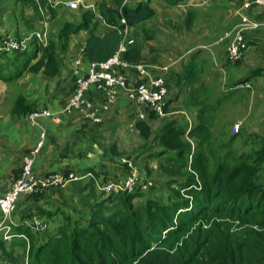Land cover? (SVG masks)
<instances>
[{
    "label": "trees",
    "instance_id": "1",
    "mask_svg": "<svg viewBox=\"0 0 264 264\" xmlns=\"http://www.w3.org/2000/svg\"><path fill=\"white\" fill-rule=\"evenodd\" d=\"M161 1L173 7L188 0ZM16 2L21 5L19 22H28L25 12L28 7L38 21L48 15L51 19L58 16L49 0ZM96 6V11H82L78 22L66 20L59 29L57 40L50 36L49 44L45 45L35 38L33 46L23 52L0 54V80L10 82L25 74L57 77L62 68L57 51L66 52L72 37L82 32L89 34L84 48L86 60L89 63L105 62L117 53L126 28H138L156 14L152 0H97ZM196 19L194 12H188V32L194 28ZM101 20L107 26L106 31H101ZM151 31L145 30V33ZM225 52L229 62L227 47ZM201 53L197 52L185 66L187 82H195L202 76L205 60L201 59ZM122 59L134 64L142 62L141 48L136 41ZM261 72L262 69L254 70L232 88L237 90L238 85ZM166 85L169 88L167 81ZM74 90L73 83L71 94ZM205 91L196 87L191 89L189 98L194 105L191 113L196 125L189 131L176 122H169L152 137L153 130L148 122L141 121L136 125L144 141L148 143L154 138L155 146L149 150L159 148L149 152L148 158L163 159L159 167L168 176L164 182L168 189L166 196L159 199L148 196L147 192L155 187V183L151 182V186L143 189L142 186L150 181L142 180L141 176L133 192H101L100 187L109 180L123 181L131 174L129 164L123 160L113 175L99 172L104 177H98L97 171L90 169L84 173L92 172L99 179L95 177L87 185L88 214L66 218L56 232L47 230L40 236L26 222L42 218L45 212L25 214L20 226H12L14 237L11 241L5 240L0 233V264H264V121L240 124L236 134L231 129L223 150L217 149L214 145L216 137L220 133L225 135L226 127L234 129L237 124L234 125L236 120L228 116L221 118L224 119L222 122L217 120L224 115L218 111L222 102L203 103ZM26 101L20 97L16 102L19 114L30 116L42 110ZM155 118L156 115L150 114V120ZM216 121L222 123L221 130H213ZM255 123L261 124L262 132H247ZM191 140L197 141L196 146ZM252 140L255 146L250 151L236 152L237 141L246 147ZM45 142L46 137L43 146ZM23 169L24 162L16 172L15 180L23 174ZM53 173L58 172L45 175ZM58 189L62 188L29 196H44ZM55 215L49 212L43 221L52 220ZM20 234L26 235L24 240H17L16 236ZM25 246L29 250L25 263V252H22V263L17 249Z\"/></svg>",
    "mask_w": 264,
    "mask_h": 264
},
{
    "label": "crops",
    "instance_id": "2",
    "mask_svg": "<svg viewBox=\"0 0 264 264\" xmlns=\"http://www.w3.org/2000/svg\"><path fill=\"white\" fill-rule=\"evenodd\" d=\"M2 1L4 2L5 0H0V5ZM66 1L68 0H51L50 5L58 11V16L55 19H51L48 15L42 21H39L41 25H44L43 33L45 32L46 36H48L47 44H49L50 38L49 26L52 24L58 25L60 29L66 20L78 22L82 11H96L97 9V0H88V7L85 6L78 11L68 9L65 6ZM244 1L246 0H188L179 6L172 7L166 5L161 0H152V6L156 11L154 17L138 28L129 29L128 38L134 39L141 48V63L148 65L152 75L164 78L169 85L167 114L162 117L156 115L157 118L154 120H150L149 116L144 121L148 122L150 126L155 120L173 117L174 120L164 122V124L176 122L178 125L186 127L188 131L191 130L196 125V120L191 113L193 110L191 108L194 107L192 105L193 101L190 102L191 98H189L192 88L205 89L203 100L208 103L220 104V96L222 95L224 99L229 95L227 100H234L242 92L233 89L232 86L238 81L249 77L254 69H262V72L257 76L261 81L258 86L255 85L257 94L253 91L251 96V92L249 96H244L243 100L245 102L236 101L238 104H242L243 107L240 108V116L236 117L237 119L234 125L241 124V126H244L246 120H248V110L251 108L250 101H256L257 97L264 100V92L262 91L264 89V11L256 9L255 11L248 12L249 17L258 23V28L248 33V49L239 62H227V57L225 56L226 47L215 49L218 38L240 22L239 11L241 3ZM14 5H18L16 0H14ZM190 11L197 15V19L194 28L188 32L186 30V16ZM25 12L27 20L36 19V14L30 7L25 8ZM28 13H31V15ZM4 14L5 12H0V20H2ZM101 22V31H106L107 26L102 20ZM59 29L56 33L57 36L54 37L56 40ZM145 30H152V33L146 34ZM10 31L7 30L4 36L9 35ZM88 38L89 34L82 32L72 37L66 52H62L60 49L57 51L62 59L60 73L62 77L64 76L63 71L68 69V71H71L70 74L74 73V71L75 73H79L78 76L86 74L89 62L86 60L84 48ZM199 51H202L200 55L201 59L205 60L202 67L203 73L199 80L190 83L186 80L185 66ZM65 55L66 58L64 57ZM253 58L255 61L250 62L249 60L252 61ZM67 60L69 62L68 68L65 63ZM164 67H168L169 70L163 71L162 68ZM29 75H32L34 78L42 74ZM59 75L55 78H59ZM22 78L10 82L0 80V171H2L0 172V196H3L11 188L16 177V172L22 167L24 158L34 153L38 148V146L36 148L32 147L30 145L31 141L26 136H23L25 135L23 133L25 125L31 122L29 116L18 113L15 106L16 102H18L20 97H24L27 100V104H35L39 108L44 106L45 109L52 107L53 110H57L60 106L59 95L56 98L52 93L49 96L50 100L53 98L52 101L49 100L50 106L42 102L39 105L36 102L39 98H31V95L33 94L35 97L39 96L40 91H37V89L39 87L41 90L43 89L41 81L34 79L32 82L29 81L27 83L29 85L26 86L23 82H20ZM131 80L135 81V78L132 77ZM248 82L253 85L251 80ZM66 83L67 85L62 88L58 80L55 82V87L64 95L65 102L71 97L73 86L68 79ZM90 96L96 104L102 102V95L97 91H91ZM226 108L229 115L231 108L230 102ZM174 110H178L185 118L180 119L181 117L175 116L176 112ZM113 111L120 115H125L129 127L133 128V131L139 132L136 129V125L141 121L137 120L136 117L140 110L125 95H120L116 105L105 115L104 122L108 120L110 122V116H112ZM232 111L230 110V113ZM236 111H239V109ZM192 117L194 118L193 120ZM179 119L181 120L180 123L177 122ZM255 121H259V123L260 121H264V109L261 116L255 118ZM8 122H10L11 131L15 132V138L23 139V142L16 149L12 145L9 146L8 141L5 140L6 135L4 132L8 126ZM104 122L101 125L92 124L85 116L79 113L64 116L62 124L50 122L47 130H49L51 135L49 138L51 140H48L46 142L47 145L42 146L36 153L33 168L34 174L44 176L49 172L69 171L83 176L92 174L93 177H85L60 190L47 192L44 196L30 197L28 195H22L18 201V208L13 217L14 226H20L25 214L31 212L40 214L41 210H43L45 215L49 212L56 214L52 220H46L47 228L38 232L40 236L47 230L49 232H56L57 228L66 221V218H74L78 215L84 216L88 214L90 200L87 195L88 190L86 189L88 188V182L93 178L95 179V175L92 172L86 174L84 172L90 169L96 170L98 169L96 168L97 165L103 163V165H106V168L102 172H110V175H113L112 172L116 173L121 166L120 163L114 164L109 159V162H107L101 155L100 159L95 158L91 156L90 151L88 154H85L84 147L81 146L86 139H94L90 136L89 131H97L98 127L102 128L101 126ZM74 130L77 131L78 135H82L83 139H75L74 137L68 136V133H73ZM76 140L83 142L73 145ZM15 143L17 144V141ZM44 159L45 163L43 162ZM46 159L48 160L47 162ZM45 215L41 217H46ZM45 219L43 218L42 220ZM1 220L2 216L0 213V223ZM28 222L30 221L26 223L28 224ZM24 236L26 235L20 234L16 237H18L17 240H24ZM21 250L25 252V263L29 247L25 246L24 249H17V253L20 254Z\"/></svg>",
    "mask_w": 264,
    "mask_h": 264
},
{
    "label": "built area",
    "instance_id": "3",
    "mask_svg": "<svg viewBox=\"0 0 264 264\" xmlns=\"http://www.w3.org/2000/svg\"><path fill=\"white\" fill-rule=\"evenodd\" d=\"M39 1V0H35ZM49 0V4H50ZM88 0H68L65 6L72 10L78 11L87 6ZM88 7V6H87ZM254 8H264V0H246L240 6V22L226 31L217 43L227 41V53L229 62L235 63L244 57L248 49L247 34L258 28V23L253 21L248 12ZM122 23H125L123 20ZM129 28L124 31V38L120 44L117 53L105 62H91L88 64L87 72L83 76H78L75 82V90L67 103L63 106L61 114L69 115L79 113L92 124L99 125L104 122L105 115L116 105L120 95H125L128 100L139 108L137 120H147L150 114L157 116H165L167 114V100L169 88L166 85V80L160 76L151 74L148 65L144 63H130L122 59V55L126 53L129 47L135 44L134 39L128 38ZM38 39L42 42L46 39L45 32L38 35ZM27 49V44L24 41L17 39H4L0 42V54H8L14 52H23ZM163 71H168V67L162 68ZM79 73H77L78 75ZM135 78L131 80V78ZM240 89H250L249 82L237 86ZM95 89L102 95V102L96 104L91 99V91ZM60 113H54L50 109H42L36 111L29 116L32 126L42 127L39 124L40 119L54 120ZM240 124L234 127V133H238ZM43 138L38 148L29 156L24 158L23 174L14 180L11 188L0 196V213L2 220L0 223V233H3L5 240H11L12 226H14L13 214L17 210V204L22 195H35L53 188H65L71 183L78 182L85 177H93L92 174L85 176L78 175L73 172L69 173H53L43 177H38L33 172L35 164V156L39 149L43 146L46 137V132L43 129ZM129 164L131 174L119 182L109 180L104 187L99 186L101 192L111 194L114 192H133L137 186L140 173L136 165L132 162L124 160ZM144 184L143 189L151 186ZM32 231H42L47 228L44 221L39 218H34L32 222L27 224Z\"/></svg>",
    "mask_w": 264,
    "mask_h": 264
},
{
    "label": "rangeland",
    "instance_id": "4",
    "mask_svg": "<svg viewBox=\"0 0 264 264\" xmlns=\"http://www.w3.org/2000/svg\"><path fill=\"white\" fill-rule=\"evenodd\" d=\"M20 8H21L20 4L14 5V0H8V1L5 0L4 2L2 1L1 5H0V12L1 11L5 12V14L3 15L2 20H0V42L4 39H9V38L17 39L19 41L26 42L27 49H29L31 46H33V42H35V38H36V40L40 41L38 39V35L43 34L44 25L43 24L41 25L39 23V21H37V19H29L28 22H19ZM256 9H258V8H254L252 11H255ZM258 10L264 11V8H260ZM28 14L31 15V13H28ZM58 27H59L58 25H53V24L51 26H49V36H52L53 38L56 37L57 36V34H56L57 30L59 29ZM7 30H11L10 34L4 36L5 32H7ZM47 38H48V36H46V40L44 41L45 45H47ZM227 44H228L227 42H219L215 45V49H220L222 47L225 48V47H227ZM225 54H226V52H225ZM64 57L66 58V55ZM249 61L253 62V61H255V59L253 58L252 61L251 60H249ZM65 63L67 64V66L66 65L65 66L68 68V66H69L68 60ZM240 67H242V66H240ZM69 68H72V67H69ZM68 70L63 71L64 76L62 77V75L60 74L59 78L52 79V78L43 76V74L38 76V77L33 78L32 75L26 74V75H24V77L20 81V82H23V84H25L26 86L29 85V84L27 85V83L29 81L32 82L34 79L36 81H41V85L43 86V89L41 90L40 87L37 89V91H40V94L38 92L39 96L35 97L33 94L31 95V98H36V99L39 98L36 101L39 105L41 102L49 105L50 101L53 100V98L50 100V97H49L50 93L55 95L56 98L59 95L60 106L58 107V109L53 110L52 107L50 108V111H52L54 113H60V115H58V117H56L54 120L53 119L52 120L40 119L39 124L42 127L32 126L31 123H27L25 125L24 132H23L25 135H23V136H26L31 141L30 145L32 147L36 148L39 145L41 146L40 142H42V140L44 138L41 136L43 129H45L46 133H47L46 142L48 140H51L49 138V136H51V135L49 133V130H47L50 122H52L54 124H62L63 118H64V116H66L65 114H61V111L63 110V106L67 103V101L69 99L65 102V97L63 94L60 93L61 92L60 90H57V88L55 87V82L58 80L60 85L62 86V88L67 85V83H66L67 79L70 81L71 85L73 83L75 84L76 78L78 77V75L76 74L77 72L75 73V71H74V73H72L74 75L71 78V76H72V74H70L71 71H68ZM263 72H264V70H263ZM263 80H264V77H263ZM251 81L253 84V85H251V86H253L252 89H240V88L237 89V90H240L239 92H242V93L238 94V98L233 97L234 100H231V99L227 100L229 95L227 97H225V99H224V96L221 94L223 97L220 96V100H221L220 103L221 102L222 103H221L218 111L223 112L224 115L222 117L219 116L217 118V120L219 122L224 121V119H221V118H223L225 116H228L231 120H236L237 119L236 117L240 116V108L243 107V105L238 104L236 101H241V102L244 101L245 102V100H243L244 96H249L250 92H251L250 96L252 95L253 91H255V94H257L256 93L257 88L255 87V85L258 86V84L261 80L258 79L257 76H255L251 79ZM59 89H60V87H59ZM262 91L264 92V89H262ZM222 93H224V91H222ZM258 94H261V93H258ZM203 102H205V101L203 100ZM229 102L231 104L230 110H233L231 113L229 110L230 116L228 115V111L226 112V109H227L226 107L229 104ZM249 104H250L251 108L248 110V113H249L247 116L248 120H246L245 124L255 121V118H259L262 114L263 109H264V107H263L264 106V100L259 98V97H257L256 101L255 100L250 101ZM244 105H246V104H244ZM41 108L43 109L44 106ZM238 109H239V111H236ZM174 111L176 112L175 113L176 115L174 114L175 116L181 117L180 119L185 118V116L183 114H180L178 112V110H174ZM111 115L112 116H110V122H108L109 120L104 122V124L101 126L102 128L98 127L97 131H95V132L93 130L89 131L90 136L93 137L94 139H86L85 142L81 145L84 147V150H85L84 153L88 154V152L90 151L91 156L98 158V159H100L101 156H103L104 160L109 162L108 161V159H109V160L113 161L114 164L121 163V160H124V159H127L129 161L134 162L136 167L139 170L141 179L142 180H149L150 182L155 183V187L152 190L148 191L147 195L152 196V197H156L158 199L162 195L166 196L168 189H167V187L164 186V182L167 180L168 176L166 174H164V172L159 167L160 163H161V161H163V159L148 158L149 152L159 150V148H154L152 150H149V148L151 146H155L154 138H150L148 143H147L146 141L143 140V137L139 132H137L135 130L133 131V128L129 127V124L127 123V119H126L125 115H120L119 113H115L114 111L112 112ZM107 118H109V117H107ZM180 119L177 120L178 123L181 122ZM193 119L194 118L192 117V120ZM170 120H174L173 117H170L167 119L162 118V119L155 120L153 122V124L151 125V128L153 130L152 137H155L159 133V131L161 130V128L164 125V122H167ZM242 121H243V119H242ZM219 122H217V121L215 122L216 125H215V128H213V130L214 129H220L221 130V124L222 123H219ZM261 127H262L261 124H256V123L252 124V126L250 128H248L247 132L261 133L262 132ZM231 129H232V133L235 134L232 126H230V127L228 126V127H226V130H225L226 134L225 135H222V133H220L216 137L214 145L217 149H219L221 151L223 150V147L225 146L226 139L227 138L230 139ZM11 130H12V128H11L10 122H8V126L4 132L6 135L5 140L8 141L9 146L12 145L16 149V147L19 146L23 142V139L15 138V132H13ZM216 131L217 130H215V132ZM68 136H70L72 138L74 137L75 139H83L82 135H78L77 131H75V130L73 133L69 132ZM152 140H154V142H152ZM15 141H17V144L15 143ZM46 142H45V144H46ZM82 142L83 141L80 142L79 140H76L73 145L80 144ZM191 142H192L193 146H196L197 141L191 140ZM254 146L255 145H253V140L246 147L240 141H237L235 143L236 152H238L239 154H241L242 151H245V152L250 151L251 148H253ZM47 161L48 160L46 159V162ZM43 162L45 163V159ZM212 164H214V160H212ZM22 166H23V163H22ZM96 168H98V169H96L98 177H102L103 174H101L99 172L104 171L106 168V165H103V163H100L97 165ZM0 172H2V171H0ZM112 173L114 174L115 172H112ZM38 177H41V176H38ZM95 177L97 178V180L99 179L96 175H95ZM97 180H96V182H97ZM58 190H60V189H58ZM39 219L42 220L43 217L42 218L39 217ZM19 255H20V259H21V257L23 258L24 255L22 253V250L20 251ZM19 262L23 263V259H21Z\"/></svg>",
    "mask_w": 264,
    "mask_h": 264
}]
</instances>
